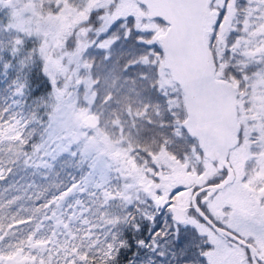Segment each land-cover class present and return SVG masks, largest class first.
Wrapping results in <instances>:
<instances>
[{
	"label": "snow or ice",
	"instance_id": "1",
	"mask_svg": "<svg viewBox=\"0 0 264 264\" xmlns=\"http://www.w3.org/2000/svg\"><path fill=\"white\" fill-rule=\"evenodd\" d=\"M0 264H264V0H0Z\"/></svg>",
	"mask_w": 264,
	"mask_h": 264
}]
</instances>
